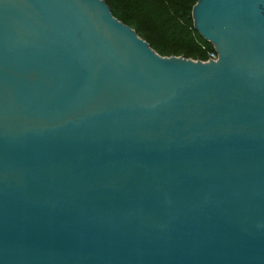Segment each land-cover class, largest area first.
<instances>
[{"label":"water","instance_id":"95a60500","mask_svg":"<svg viewBox=\"0 0 264 264\" xmlns=\"http://www.w3.org/2000/svg\"><path fill=\"white\" fill-rule=\"evenodd\" d=\"M192 19L215 60L0 0V264H264V0Z\"/></svg>","mask_w":264,"mask_h":264},{"label":"trees","instance_id":"16d2710c","mask_svg":"<svg viewBox=\"0 0 264 264\" xmlns=\"http://www.w3.org/2000/svg\"><path fill=\"white\" fill-rule=\"evenodd\" d=\"M114 17L130 26L162 56L205 61L213 45L194 28L197 0H104ZM172 41V45H170ZM170 44H169V43Z\"/></svg>","mask_w":264,"mask_h":264},{"label":"built area","instance_id":"2783aa9c","mask_svg":"<svg viewBox=\"0 0 264 264\" xmlns=\"http://www.w3.org/2000/svg\"><path fill=\"white\" fill-rule=\"evenodd\" d=\"M216 57H217V54H216L215 50L213 49L211 51H208L207 59L205 61H207V60H215Z\"/></svg>","mask_w":264,"mask_h":264},{"label":"rangeland","instance_id":"374dc122","mask_svg":"<svg viewBox=\"0 0 264 264\" xmlns=\"http://www.w3.org/2000/svg\"><path fill=\"white\" fill-rule=\"evenodd\" d=\"M168 43H169V42H168ZM170 43H171V44H170ZM170 43H169V44L172 45L174 42L172 43V41H170ZM165 56H166V55H165Z\"/></svg>","mask_w":264,"mask_h":264}]
</instances>
